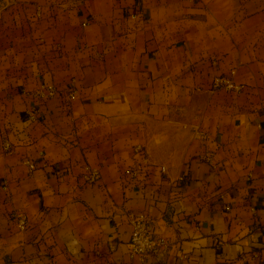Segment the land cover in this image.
Listing matches in <instances>:
<instances>
[{
    "label": "crops",
    "instance_id": "crops-1",
    "mask_svg": "<svg viewBox=\"0 0 264 264\" xmlns=\"http://www.w3.org/2000/svg\"><path fill=\"white\" fill-rule=\"evenodd\" d=\"M5 1L0 264H127L141 211L163 264H264V0Z\"/></svg>",
    "mask_w": 264,
    "mask_h": 264
},
{
    "label": "built area",
    "instance_id": "built-area-1",
    "mask_svg": "<svg viewBox=\"0 0 264 264\" xmlns=\"http://www.w3.org/2000/svg\"><path fill=\"white\" fill-rule=\"evenodd\" d=\"M1 1V0H0ZM17 0H6L4 5H13ZM234 72L231 71L227 75L215 76L211 83L212 90L223 89L229 92H240L242 86L233 81ZM33 97L39 102L48 99H62L65 105H69L75 100V90L59 91L53 85H41L35 92ZM29 119H34L33 112L29 113ZM11 146L8 142L4 143V150L10 152ZM134 155L143 157L146 160L144 149L136 146L133 149ZM23 163L27 165L29 170L34 169V164L28 160ZM82 175L83 181L87 185L96 183L100 179V172L97 168L85 166ZM125 175L131 178L137 176L134 169H127ZM128 225L130 227V236L127 243V264H163L169 250L168 239L158 233L154 221L146 212L129 213ZM15 221L20 231H25L27 228V219L23 214H16Z\"/></svg>",
    "mask_w": 264,
    "mask_h": 264
}]
</instances>
